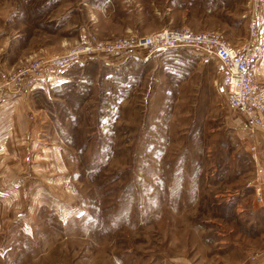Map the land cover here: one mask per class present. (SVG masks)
Returning <instances> with one entry per match:
<instances>
[{"label": "rangeland", "instance_id": "rangeland-1", "mask_svg": "<svg viewBox=\"0 0 264 264\" xmlns=\"http://www.w3.org/2000/svg\"><path fill=\"white\" fill-rule=\"evenodd\" d=\"M253 1L0 0V84L88 36L185 28L237 45ZM216 65L101 56L15 92L37 139L0 171V264H264V145L249 150Z\"/></svg>", "mask_w": 264, "mask_h": 264}, {"label": "built area", "instance_id": "built-area-1", "mask_svg": "<svg viewBox=\"0 0 264 264\" xmlns=\"http://www.w3.org/2000/svg\"><path fill=\"white\" fill-rule=\"evenodd\" d=\"M177 49L198 51L214 59L223 71L227 101L242 118L251 135L264 132V86L256 80V69L264 57V21L251 22L247 37L237 45L213 31L194 33L185 28H165L145 36L103 41L88 36L79 45L50 57L28 61L0 84V98L21 90H33L56 82L61 73L92 58H120L142 52L150 56ZM250 151H255L254 147Z\"/></svg>", "mask_w": 264, "mask_h": 264}, {"label": "crops", "instance_id": "crops-1", "mask_svg": "<svg viewBox=\"0 0 264 264\" xmlns=\"http://www.w3.org/2000/svg\"><path fill=\"white\" fill-rule=\"evenodd\" d=\"M252 4L254 10L249 21H264V1L254 0ZM216 66L222 74L221 81L223 83V71L218 63ZM255 75L256 80L264 86V57L259 63ZM16 95L15 93V95L0 103V171L10 174L15 172L17 164L12 163V161L7 164L8 161L20 158L24 150L23 145L37 139L35 120L26 118V107L19 103L21 98ZM243 125L245 127L244 133L252 141L249 150L251 147L256 150V148H260V145L263 146L264 132L259 131L255 135H251L244 122ZM261 159L262 156L259 158L260 163H262ZM262 191L264 192V186ZM261 263H264V261H261Z\"/></svg>", "mask_w": 264, "mask_h": 264}]
</instances>
